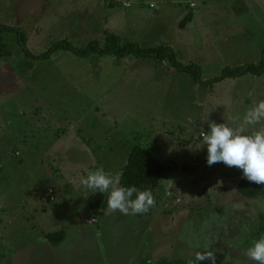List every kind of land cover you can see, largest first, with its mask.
Wrapping results in <instances>:
<instances>
[{
    "label": "rangeland",
    "instance_id": "rangeland-1",
    "mask_svg": "<svg viewBox=\"0 0 264 264\" xmlns=\"http://www.w3.org/2000/svg\"><path fill=\"white\" fill-rule=\"evenodd\" d=\"M188 9L196 18L182 25ZM1 24L22 27L36 54L63 39L103 42L110 32L141 46L169 44L204 78L257 62L264 48V0H0ZM3 39L0 264H196L209 250L215 264H256L245 252L264 235V195L239 193L242 170L209 166L200 145L211 122L236 127L264 100V73L203 86L166 60L68 50L33 60L15 34ZM138 143L167 167L155 206L136 215L91 207L81 180L100 166L121 172ZM57 230L67 238L53 244L46 233Z\"/></svg>",
    "mask_w": 264,
    "mask_h": 264
},
{
    "label": "trees",
    "instance_id": "trees-1",
    "mask_svg": "<svg viewBox=\"0 0 264 264\" xmlns=\"http://www.w3.org/2000/svg\"><path fill=\"white\" fill-rule=\"evenodd\" d=\"M192 14L186 16L182 25L191 18ZM4 34H15L18 43L22 46L25 55L33 60L48 59L54 52L68 50L80 57L90 56L92 54L112 55L125 57L134 55L138 58L155 59L156 61H168L171 67L176 71L188 73L192 79L203 86H212L214 83L225 78H237L246 74L261 75L264 73V48L261 51L257 62H245L238 65H226L222 68L220 75L213 78H204L201 66L198 62H184L180 60L177 52L171 45L160 44L155 46H141L134 40L123 41L119 35L110 32L106 35L104 41L92 39L85 46H76L68 40L56 41L45 52L36 54L28 47V38L25 30L20 26L9 24L0 25V58L10 54L8 43L3 39ZM152 147H145L141 144L134 145L129 153L127 162L121 169V185L136 186L140 190L151 189L153 195L160 186L162 177L166 173V165L159 161L152 154ZM237 189L243 196L252 198L264 195V185L256 184L241 178ZM108 195L106 193H91L88 201L91 207L106 208ZM259 229L264 231V214L260 216ZM64 230H57L46 233V237L53 244H60L65 238ZM147 262L146 264H148ZM168 264H189L188 260L174 261Z\"/></svg>",
    "mask_w": 264,
    "mask_h": 264
},
{
    "label": "clouds",
    "instance_id": "clouds-1",
    "mask_svg": "<svg viewBox=\"0 0 264 264\" xmlns=\"http://www.w3.org/2000/svg\"><path fill=\"white\" fill-rule=\"evenodd\" d=\"M264 122V100L249 108L238 126L235 121L209 124V131L203 135L202 144L207 146V164L224 163L228 167L241 169L243 177L256 184H264V125L247 131L248 126ZM123 173H110L103 166L89 171L81 180L82 185L92 193H108L107 208L110 212L120 211L125 215L142 214L155 206L151 189L140 190L136 186H122ZM97 222V221H96ZM245 255L256 264H264V235L253 241ZM210 260L215 264L212 251L197 253L195 262ZM189 264H194L190 261Z\"/></svg>",
    "mask_w": 264,
    "mask_h": 264
},
{
    "label": "crops",
    "instance_id": "crops-1",
    "mask_svg": "<svg viewBox=\"0 0 264 264\" xmlns=\"http://www.w3.org/2000/svg\"><path fill=\"white\" fill-rule=\"evenodd\" d=\"M194 1H192L191 3H190V7H195V6H197L195 3H194V5H192V3H193ZM205 4H206V2H205ZM229 5H230V3H228ZM182 9L183 8H180V12H179V14L180 15H182L183 14V12H182ZM188 14H192L191 15V18H190V22H192L193 21V19L194 18H196L194 15H193V12L192 11H189V9L187 10V15ZM180 15H179V19H178V22L176 23L177 25H178V27L180 28V24H181V21H182V18L180 17ZM199 22H200V25H204V24H206L205 22H203L201 19H199ZM199 22H196V24H199ZM231 23H233V22H222L221 23V26H228L229 24H231ZM183 29H187L186 31L187 32H185V34H181L183 37H184V35L185 36H187V35H189L190 34V30H189V28L187 27V25H186V27H184ZM240 29V28H239ZM185 38V37H184ZM203 39H208V37H206V36H203ZM178 54V53H177ZM181 60V59H180ZM190 61H194V60H191V59H189ZM189 60H184V62L185 61H187V62H189ZM196 62V61H195ZM243 63H245V62H243ZM243 63H238V64H243ZM238 64H236V65H238ZM232 66H234V65H232ZM197 83V82H196ZM197 84H199V83H197ZM200 85V84H199ZM98 222V221H97ZM66 232V231H65ZM67 238V233L65 234V238H64V240L61 242V243H63L64 241H65V239Z\"/></svg>",
    "mask_w": 264,
    "mask_h": 264
},
{
    "label": "built area",
    "instance_id": "built-area-1",
    "mask_svg": "<svg viewBox=\"0 0 264 264\" xmlns=\"http://www.w3.org/2000/svg\"><path fill=\"white\" fill-rule=\"evenodd\" d=\"M131 1H132V0H131ZM192 5H194V3H192ZM204 134H206V133L203 132V133H202V136H203ZM89 221H90V222H96L97 219H96V218H92V219H90Z\"/></svg>",
    "mask_w": 264,
    "mask_h": 264
},
{
    "label": "flooded vegetation",
    "instance_id": "flooded-vegetation-1",
    "mask_svg": "<svg viewBox=\"0 0 264 264\" xmlns=\"http://www.w3.org/2000/svg\"><path fill=\"white\" fill-rule=\"evenodd\" d=\"M259 228V227H258Z\"/></svg>",
    "mask_w": 264,
    "mask_h": 264
}]
</instances>
